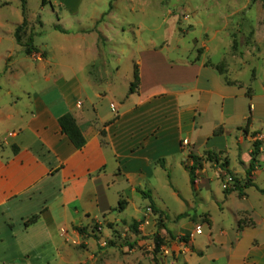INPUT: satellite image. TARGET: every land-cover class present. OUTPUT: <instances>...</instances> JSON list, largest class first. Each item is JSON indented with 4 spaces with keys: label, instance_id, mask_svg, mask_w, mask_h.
Masks as SVG:
<instances>
[{
    "label": "crops",
    "instance_id": "1",
    "mask_svg": "<svg viewBox=\"0 0 264 264\" xmlns=\"http://www.w3.org/2000/svg\"><path fill=\"white\" fill-rule=\"evenodd\" d=\"M112 2L108 0V4ZM98 18L93 17L92 22ZM21 21L22 15L9 27L10 35ZM61 35L72 43L73 51L87 56L64 64L53 50L37 47L39 52L27 55L15 41V48L4 58L2 75L14 71L15 76L27 69L37 75L21 94L5 85L8 102L0 105V260L23 259L28 245L49 242L57 245L60 261L62 251L71 252L68 241L83 235L74 227L85 228L92 219L103 217L120 198L128 205L136 193L142 196L138 188L150 192L161 209L154 200V180L166 172L171 161L182 164L188 155L199 157L207 151L219 158L235 152L250 132L264 133V77L253 83L259 82L257 89L252 83H226L202 61L175 59L162 48L137 47L139 84L129 92L132 69L127 86L114 101L110 81L104 88L92 89L98 81L86 60L94 58L96 37ZM58 48L68 47L64 41ZM15 53L19 57L13 58ZM104 71L108 76L107 69ZM65 113L73 115L82 132L85 144L81 149L60 129L58 119ZM213 180L196 176L194 191L201 202L208 195L213 203L225 205L222 211L227 209L233 216L229 227L215 230L214 218L205 210L202 232L193 234L187 244L180 241L179 255L168 264H264V221L241 223L239 214L246 207L228 204L234 198L232 193L220 198L210 186ZM188 182L193 199L189 174ZM187 202L193 209L192 201ZM148 203L136 208L137 216L128 219L140 221L143 236L156 229V216L143 212L142 206L147 209ZM182 212L175 213L176 233L166 227L176 237L188 235L197 224L190 217L177 219ZM35 214L38 218L29 222ZM132 252L134 246L122 254ZM101 262L108 264L109 260L102 257Z\"/></svg>",
    "mask_w": 264,
    "mask_h": 264
},
{
    "label": "rangeland",
    "instance_id": "2",
    "mask_svg": "<svg viewBox=\"0 0 264 264\" xmlns=\"http://www.w3.org/2000/svg\"><path fill=\"white\" fill-rule=\"evenodd\" d=\"M51 1L44 0L42 4V0H26L27 26L22 40L25 41L32 33L36 47L53 50L55 58L65 64L71 59L72 62H78L82 54L73 51L72 43L63 40L61 34H93L96 37V47L92 49L94 60H86L91 75L98 81L92 85V89L104 88L109 84L106 81H110L116 93L114 101H118L119 93L127 86L126 78L137 65V47L162 48L175 59L202 61L229 82L250 86L264 77V0H112L109 4L108 0ZM20 4V0H0V84L3 86L0 90V105L8 102L5 85L21 94V90L30 88L29 79L37 75L35 72L29 74L30 69L21 70L15 76L14 71L1 74L8 50L16 46L8 29L20 18ZM99 12L100 16L97 15ZM95 15L99 18L93 23ZM64 41L68 48L59 49V44ZM16 54L13 58L19 57ZM106 69L108 76L104 71ZM258 83L253 84L255 89L259 87ZM248 137L249 140H243L232 154H220L218 162L207 158L206 153L199 156L200 166L195 171L197 177L203 175L214 178L210 186L220 198L232 193L234 198L228 204L236 208L239 204L246 207L239 214V220L244 224L255 220L264 221V193L259 191L264 188V133L254 130ZM255 138L262 141L257 162L249 176L255 186L243 189L240 195L237 190L230 191L233 184L228 188L223 186L229 174L221 163H226L225 167L230 169L233 178L244 181ZM186 161L188 164L191 162L188 157ZM170 164L166 172L154 180V200L167 214L166 227L176 233L175 213L180 211H185L186 217L194 220L196 225L203 226L206 223L204 211L207 209L214 218L215 230L229 227L233 216L227 209L222 211L225 205L213 203L208 195L201 202L198 192L192 188L194 198L191 199L187 170L179 161H171ZM108 199L113 203L114 197L110 192ZM147 200L136 193L133 201L122 211H118L116 206L103 217L92 219L90 224L84 226L88 235L69 240L68 249L71 252L62 251L64 259L60 261L57 245L44 242L39 246L28 245L29 251L23 259L20 256H15L18 260L14 261L1 259L0 264H104L101 262L102 257L109 260L108 264H153L149 260L152 256L153 233L143 236L139 225L138 233L134 232L130 228L134 220L128 221L132 216H137L136 208ZM187 201H192L193 209L188 207ZM142 208L144 213L151 214L146 206ZM164 235L166 238L157 255V264H168L170 259H175L183 245L179 244L181 242L178 239L169 238L167 233ZM133 246L134 252L126 256L122 254L124 249L129 251ZM64 248L65 245H62L61 249ZM102 250L106 253L102 254Z\"/></svg>",
    "mask_w": 264,
    "mask_h": 264
},
{
    "label": "trees",
    "instance_id": "3",
    "mask_svg": "<svg viewBox=\"0 0 264 264\" xmlns=\"http://www.w3.org/2000/svg\"><path fill=\"white\" fill-rule=\"evenodd\" d=\"M21 1V15H22V21L15 27L13 31V36L17 44H19L22 48L25 54L27 55H33L37 52H39V49L34 45V37L33 34H29L25 41L22 40V35L24 33L25 27L27 26V18H26V0H20ZM44 3V0H42V4ZM58 28V27H56ZM63 31V29H60ZM41 56H44V53H41ZM206 65V64H205ZM226 83H231L229 81H226ZM139 84V73H138V67L137 65H134L133 68V79L130 82L129 85V92L135 91ZM251 119V109L248 113V117L246 120V126L249 125ZM58 123L60 126V129L62 133H64L67 138L70 140V142L73 144V146L77 149H81L85 144V139L82 135V132L79 128V126L76 123L75 118L71 113H65L62 116L59 117ZM262 145V141L258 139H254L252 143V150L250 151V161L248 163V167L245 170L246 173V179L244 181L238 180L237 178H233L234 183L230 190H237L238 193L241 195L243 192V189L251 186H255L253 181L249 178L251 171L255 167V163L257 162V156L260 152V148ZM207 158L210 160H213L214 162H218L219 158L217 155L211 151L206 152ZM188 158L192 160V163L188 164L187 161H182V164L184 168L188 171L189 174V181L192 189H194V183L196 180L195 171L199 169L200 163L198 161L199 157L193 154L188 155ZM221 166L225 168V172L232 176L231 171L227 169L226 163H221ZM226 166V167H225ZM140 194H142L143 197L147 198L149 203L148 207L150 208L151 212L156 216V229L155 232L152 234L151 239L153 240V249H152V256L151 261L156 263L158 262L157 255L160 252L164 242H165V235L164 233L168 234L169 238L172 239H178L181 242H184L187 244L189 242V235H179L175 236L173 235L169 230L166 229L165 225V219L167 218V215L159 209L154 201L152 200L150 196V192L146 190L137 189ZM260 192L264 193V188L259 189ZM127 205V201L124 198H120L117 203V210L122 211ZM187 216L186 212H182L176 216L177 219L184 218ZM38 218V215H33L29 222H33ZM140 223V221L134 220L133 223L130 225V228L138 233L137 225ZM79 233L84 234L86 233L85 229L82 227H74ZM164 231V232H163ZM100 247V245H99ZM199 253V252H198Z\"/></svg>",
    "mask_w": 264,
    "mask_h": 264
},
{
    "label": "built area",
    "instance_id": "4",
    "mask_svg": "<svg viewBox=\"0 0 264 264\" xmlns=\"http://www.w3.org/2000/svg\"><path fill=\"white\" fill-rule=\"evenodd\" d=\"M111 107H112V109L115 110V106H114V104H111ZM233 183H234L233 177L229 175V176H227V178L225 179V181H224V183H223V186L226 187V188H228L227 186H229L230 184H233ZM232 186H233V185H232ZM147 210L151 212V210H150L149 207H147ZM201 232H202V225H199V224H198V225H195V226H194L192 232L189 233L188 235H189V237L191 238V236H192L193 234H196V233L199 234V233H201Z\"/></svg>",
    "mask_w": 264,
    "mask_h": 264
}]
</instances>
